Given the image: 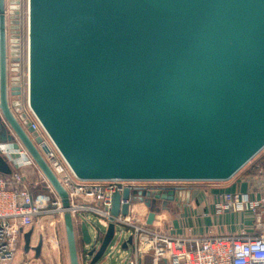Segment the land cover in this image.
Wrapping results in <instances>:
<instances>
[{"label": "water", "instance_id": "obj_1", "mask_svg": "<svg viewBox=\"0 0 264 264\" xmlns=\"http://www.w3.org/2000/svg\"><path fill=\"white\" fill-rule=\"evenodd\" d=\"M26 3L25 100L76 179L225 182L264 149V0ZM19 19V0H0V175L24 151L66 208L24 111ZM178 193L154 197L162 212ZM127 198L113 196L111 216ZM86 225L63 216L69 264H80L76 232L81 264L101 263L113 240L112 223L100 240ZM33 236L23 250L38 259Z\"/></svg>", "mask_w": 264, "mask_h": 264}, {"label": "built area", "instance_id": "obj_2", "mask_svg": "<svg viewBox=\"0 0 264 264\" xmlns=\"http://www.w3.org/2000/svg\"><path fill=\"white\" fill-rule=\"evenodd\" d=\"M22 62V64H21ZM23 71L20 74L24 111L30 128L41 139L37 146L50 171L67 194L69 205L63 208L50 184L41 176L29 190L21 186L19 170L35 166L25 152L18 151L13 159L16 168L10 176L0 175V264H14L22 234L43 219H50L63 228V216L73 219L81 214L87 224L86 214L96 218L92 225L95 240L114 225L113 240L104 259L119 264H264V172L239 177L234 193L216 192L205 200V207L215 215L225 212H247L253 220L249 232L227 235L181 236L172 235L167 228V218L162 212V202L156 195L176 188V182L113 180L80 181L59 154L58 150L30 112L26 100V55L20 56ZM0 153L6 155V146L0 145ZM18 170V171H17ZM128 192V198L119 205L127 206V214L111 216L112 198ZM150 214L156 217L154 224H147ZM170 229L173 228L168 225ZM77 237H78V232ZM131 237V243L121 247ZM120 245V246H119ZM120 257V258H119ZM82 260V259H81ZM83 261V260H82ZM101 264V263H99Z\"/></svg>", "mask_w": 264, "mask_h": 264}, {"label": "crops", "instance_id": "obj_3", "mask_svg": "<svg viewBox=\"0 0 264 264\" xmlns=\"http://www.w3.org/2000/svg\"><path fill=\"white\" fill-rule=\"evenodd\" d=\"M10 167L12 173H14L16 171V168L13 165H10ZM19 172L21 175V186L29 190H32L33 184L37 182L41 178V176H43L41 172L36 168V166L23 167L19 170ZM238 183H239V177L235 175L228 181L219 182L220 185L217 187L215 186L216 188L213 186L176 187L179 190V193L177 195L178 203H169L165 208L167 224L173 228L171 230L170 227H168L167 225L169 233L172 234L177 232V234L174 235L200 236V237L212 235V234L227 235V234L238 233L234 231L232 225L234 224V222H238V221H242L243 219H246V217L250 218V215L247 212H225L222 215H215L211 208L208 209V207H205L204 205L205 200L210 198V195L213 193L216 192L234 193L237 190ZM186 200H189L188 203H186ZM37 227H38L37 225H34L30 229H33L34 231V228ZM175 227L177 228V230H175ZM95 232L96 231L94 230L92 236L93 239H94V235L98 237V234ZM37 235L34 232L35 238ZM99 238H101V235H99ZM43 240L44 243L42 245L39 260H41L40 258H42L44 252L48 250L46 243L47 239L45 241V239L43 238ZM20 246H22V252H21L22 256H20L18 252L14 264L18 261V259H22V258L29 259L30 257H34L32 254H25L22 243H20ZM77 248H78L79 262L81 264L83 258H82V248H81L79 234L77 238ZM33 261H37V260L35 259ZM57 261L55 258L52 259L51 263L61 264ZM101 264H119V262H114V261L110 262L104 259L101 262Z\"/></svg>", "mask_w": 264, "mask_h": 264}, {"label": "rangeland", "instance_id": "obj_4", "mask_svg": "<svg viewBox=\"0 0 264 264\" xmlns=\"http://www.w3.org/2000/svg\"><path fill=\"white\" fill-rule=\"evenodd\" d=\"M27 0H19V17H20V29H21V35L23 37L22 39V54L25 53V29H26V5H27ZM9 13V12H8ZM22 64V62H21ZM21 67V72L22 74L23 68L22 65ZM257 167H262L264 168V149L260 151L245 167H243L237 174V177H240L243 172L248 170L249 168L251 169V166L254 165ZM256 170V169H255ZM255 170L253 171V174H255ZM219 182H200V183H177L175 186L176 187H181V186H213L217 187L219 186ZM215 187V188H216ZM209 209V208H208ZM87 218V228L89 231V234L93 236L94 233V228L92 225H96V218L91 215V214H86L85 215ZM78 221L79 220H84L83 216L80 214L77 217ZM43 224H40L37 228H34L35 234H42L43 238L47 239V249L46 252H44L41 260L36 259L34 257H30L29 259H18V261L15 264H52V259L56 258L57 262L61 264H69L68 263V256H67V248H66V241H65V233H64V228H62L59 224L55 223L54 221L50 219H43L42 222ZM233 229L235 232H249L252 227H253V220L252 217H246V219H243L242 221L234 222L232 225ZM79 228L77 227V231ZM175 230L177 228L175 227ZM177 234V232L173 233L172 235ZM127 238L128 236L125 235ZM120 246V245H119ZM19 255L22 256V246L19 247L18 249ZM61 253V255H60ZM59 255V256H58ZM58 257V258H57ZM21 262V263H20Z\"/></svg>", "mask_w": 264, "mask_h": 264}, {"label": "flooded vegetation", "instance_id": "obj_5", "mask_svg": "<svg viewBox=\"0 0 264 264\" xmlns=\"http://www.w3.org/2000/svg\"><path fill=\"white\" fill-rule=\"evenodd\" d=\"M40 240H42V245H43L44 240H43V238H42L41 235H37L36 238H35V236H33L32 239H31V244L30 245L32 247L37 246V244H38V242ZM25 254H32L34 256V252L33 251H30V250L27 253H25Z\"/></svg>", "mask_w": 264, "mask_h": 264}, {"label": "trees", "instance_id": "obj_6", "mask_svg": "<svg viewBox=\"0 0 264 264\" xmlns=\"http://www.w3.org/2000/svg\"><path fill=\"white\" fill-rule=\"evenodd\" d=\"M256 169V170H255ZM255 170V172H264V168L262 167H257L254 165L251 166V169L249 168L248 170H246L245 172H243L242 175H245V176H249V175H252L253 174V171Z\"/></svg>", "mask_w": 264, "mask_h": 264}, {"label": "bare ground", "instance_id": "obj_7", "mask_svg": "<svg viewBox=\"0 0 264 264\" xmlns=\"http://www.w3.org/2000/svg\"><path fill=\"white\" fill-rule=\"evenodd\" d=\"M26 12H27V10H26ZM25 24H26V30H27V19H26V23Z\"/></svg>", "mask_w": 264, "mask_h": 264}]
</instances>
